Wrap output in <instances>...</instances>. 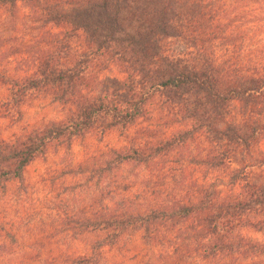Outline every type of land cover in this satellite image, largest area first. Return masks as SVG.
Segmentation results:
<instances>
[{
    "label": "trees",
    "instance_id": "16d2710c",
    "mask_svg": "<svg viewBox=\"0 0 264 264\" xmlns=\"http://www.w3.org/2000/svg\"><path fill=\"white\" fill-rule=\"evenodd\" d=\"M19 3L42 29L58 32L28 46L36 57L25 75L0 66L7 92L1 113L22 123L31 99L43 97L64 116L0 137V193L25 190L26 170L52 146L70 153L78 139L96 132L102 140L114 130L127 144L100 166L79 164L73 172L102 181L133 165L163 178L173 161L203 173L202 181L182 180L170 200L145 209L122 200L66 215L61 231L90 244L57 264H101L104 251L132 230L169 244L181 259L264 264V246L247 234L264 232V61L241 62L243 38L227 0H0V9L15 12ZM176 42L186 50L175 52ZM113 69L124 79L97 82ZM154 113L166 119L167 132L151 124ZM198 140L206 147L188 153ZM216 173L227 179L225 192Z\"/></svg>",
    "mask_w": 264,
    "mask_h": 264
},
{
    "label": "rangeland",
    "instance_id": "374dc122",
    "mask_svg": "<svg viewBox=\"0 0 264 264\" xmlns=\"http://www.w3.org/2000/svg\"><path fill=\"white\" fill-rule=\"evenodd\" d=\"M227 7L238 28L236 32L243 38L241 62L264 61V0H227ZM14 11L0 9V66L25 75L36 57L28 46L39 41L46 31H58L54 28L42 29L31 9L22 3ZM173 50L181 53L186 47L176 42ZM124 77L118 69H113L101 74L97 82L112 86L115 79L121 81ZM101 88L104 86L101 85ZM6 95V89L0 86V98ZM31 100L24 108V121L16 125L4 118L0 110V137L11 139L34 126L63 119V109L53 105L49 99L40 97ZM152 118L151 124H160L161 129L167 132L164 117L159 120L158 114L154 113ZM126 144L125 137L114 130L102 140L96 132L78 139L70 153L64 148L52 146L44 157L38 158L26 170L25 190L20 192L11 188L12 192L10 190L6 195L0 193V264H57L60 256L83 253L90 244L88 239L75 240L71 232L61 231V221L66 215L87 210L93 205L97 206L96 210L102 204L114 207L122 200L133 208L145 209L170 200L171 190L176 191L182 180L203 179V173L196 171V167L189 170L186 161L185 167L170 161L161 172L163 178L133 165H124L109 180L102 181L97 178L91 180L88 174L73 172L79 164L84 168L100 166L111 149H121ZM204 147L203 140H198L188 147L187 152L196 154ZM261 150H264V144ZM216 174L222 177L218 187L225 192L228 190L227 179L221 173ZM210 180H214V174L209 175ZM247 234L264 246V232ZM98 237L97 234L88 238L95 240ZM169 237L174 238V235ZM143 238L142 232L130 231L117 246L104 251L101 264H204L197 257L188 260L184 256L182 259L175 256L169 244L161 246ZM215 264L224 263L217 260Z\"/></svg>",
    "mask_w": 264,
    "mask_h": 264
}]
</instances>
